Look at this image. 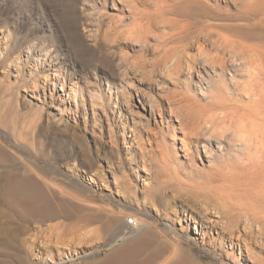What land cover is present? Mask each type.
Wrapping results in <instances>:
<instances>
[{"label":"rangeland","instance_id":"rangeland-1","mask_svg":"<svg viewBox=\"0 0 264 264\" xmlns=\"http://www.w3.org/2000/svg\"><path fill=\"white\" fill-rule=\"evenodd\" d=\"M179 1L0 0V186L18 172L51 202L116 220L83 242L91 227L31 224L12 248L0 236V264H82L150 234L159 264H264V97L214 59L245 21L234 0H199L192 18ZM253 20L263 29L264 11ZM253 42L236 50L264 51ZM232 167L218 191L196 187Z\"/></svg>","mask_w":264,"mask_h":264},{"label":"bare ground","instance_id":"bare-ground-1","mask_svg":"<svg viewBox=\"0 0 264 264\" xmlns=\"http://www.w3.org/2000/svg\"><path fill=\"white\" fill-rule=\"evenodd\" d=\"M234 1L237 2V8L230 17L245 21V24L233 29L236 33L235 39L222 36L224 39L219 45L221 50L218 49L216 57L215 55L213 57H215L214 59L217 58V61L222 65L227 64L231 57L230 62L246 71L248 80L245 83V87L248 94L252 97V102L257 105L261 98L264 97V51L253 53V55L239 54L236 46H247L254 50L257 44L253 41L264 40V28L262 27L263 29H261L259 24L251 22L264 11V8L261 9L264 6V0H246L247 4H244L241 0ZM199 3V0H180L174 5H169V7L181 17L192 18L197 16ZM156 4L168 8L166 0H156ZM220 52L222 54H219ZM227 56H229L228 60L226 59ZM246 170L248 172L252 170L251 173L253 174L254 171L258 172V169L256 167L253 168V165L247 167ZM237 174H239L237 169L233 167L227 168L225 171L214 169L213 172L204 174L206 178L195 184L201 190L218 191L215 185L216 182L224 178L237 176ZM3 179L4 182L0 186V236L4 235L6 237L3 242L10 248L15 246L16 239L31 224H43L47 221L62 218L64 222L58 224V226L63 227L62 233L66 235L91 227L87 230L88 234L82 233L79 235V240L83 242L97 238L103 231L108 233L116 222L114 217L105 218L100 209L96 207L93 208L91 213H84L80 205L73 206L70 204L67 206L62 201H49L46 194L42 192L43 189L40 184L28 175L11 172L7 173ZM158 196H161V194L152 195L154 200L161 201ZM252 211L261 215L264 221V198L258 200V206L253 207ZM143 226L145 224L140 221L135 223L137 228H142ZM49 238L48 240L51 241ZM153 242H157V235L155 234L152 236L151 234L136 236V238L123 244L105 258L87 260L82 264H159L160 256L163 254L164 249L159 247L158 244L152 246Z\"/></svg>","mask_w":264,"mask_h":264},{"label":"built area","instance_id":"built-area-1","mask_svg":"<svg viewBox=\"0 0 264 264\" xmlns=\"http://www.w3.org/2000/svg\"><path fill=\"white\" fill-rule=\"evenodd\" d=\"M128 222L131 223L133 226H135L136 222L132 218H130Z\"/></svg>","mask_w":264,"mask_h":264}]
</instances>
